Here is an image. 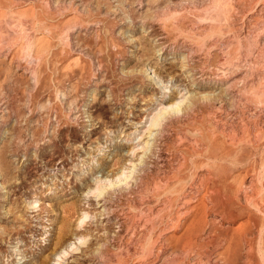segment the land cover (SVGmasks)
<instances>
[{
    "label": "rangeland",
    "instance_id": "1",
    "mask_svg": "<svg viewBox=\"0 0 264 264\" xmlns=\"http://www.w3.org/2000/svg\"><path fill=\"white\" fill-rule=\"evenodd\" d=\"M0 264H264V0H0Z\"/></svg>",
    "mask_w": 264,
    "mask_h": 264
},
{
    "label": "bare ground",
    "instance_id": "2",
    "mask_svg": "<svg viewBox=\"0 0 264 264\" xmlns=\"http://www.w3.org/2000/svg\"><path fill=\"white\" fill-rule=\"evenodd\" d=\"M45 30V29H44ZM193 37V36H192ZM166 103H168L167 101H159V105H161V107L158 109L157 112L153 113L151 118H150V121H149V125H148V128L149 129H153V128H156V127H161V123L162 121L164 120L165 118V115L168 113V111L170 109H174V108H178L180 105L179 101H176V102H171L167 105H165ZM158 105V106H159ZM165 105V106H164ZM178 107H177V106ZM157 130V128H156ZM153 132V131H151ZM137 165V164H136ZM134 164L132 165V168L130 167L129 169V173L128 174H125V175H122V174H119L117 176V180L116 181H112V180H108L107 182L105 181V183H102L101 182V185H97L96 188L93 190L94 192H96V197H99L101 196L104 192H106L107 190L112 191V189L118 185H125L126 183H128L129 180H131L132 176H133V170H134ZM129 168V167H128ZM122 173V172H121ZM134 183V182H133ZM127 185V184H126ZM112 188V189H111ZM117 188V187H116ZM115 189V188H114ZM113 189V190H114ZM108 193V191L106 192ZM107 194H105L106 196ZM100 198V197H99ZM103 198H106V197H103ZM103 200V199H102ZM84 217H87L88 213H84ZM77 247H75L74 249H76Z\"/></svg>",
    "mask_w": 264,
    "mask_h": 264
}]
</instances>
